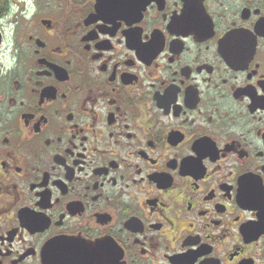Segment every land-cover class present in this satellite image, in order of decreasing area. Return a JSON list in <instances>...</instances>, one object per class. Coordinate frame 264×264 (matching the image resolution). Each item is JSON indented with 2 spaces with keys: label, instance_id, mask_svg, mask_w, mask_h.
<instances>
[{
  "label": "flooded vegetation",
  "instance_id": "obj_1",
  "mask_svg": "<svg viewBox=\"0 0 264 264\" xmlns=\"http://www.w3.org/2000/svg\"><path fill=\"white\" fill-rule=\"evenodd\" d=\"M0 264H264V0H0Z\"/></svg>",
  "mask_w": 264,
  "mask_h": 264
},
{
  "label": "water",
  "instance_id": "obj_2",
  "mask_svg": "<svg viewBox=\"0 0 264 264\" xmlns=\"http://www.w3.org/2000/svg\"><path fill=\"white\" fill-rule=\"evenodd\" d=\"M76 247L78 248V247H79V245H76Z\"/></svg>",
  "mask_w": 264,
  "mask_h": 264
}]
</instances>
